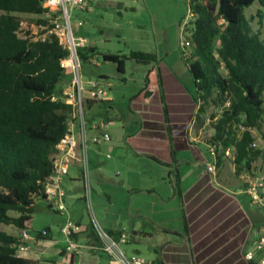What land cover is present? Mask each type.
<instances>
[{"label": "trees", "instance_id": "16d2710c", "mask_svg": "<svg viewBox=\"0 0 264 264\" xmlns=\"http://www.w3.org/2000/svg\"><path fill=\"white\" fill-rule=\"evenodd\" d=\"M46 1L0 0V264H39L19 256L15 245L20 238L1 226L29 229L35 201L44 198L52 178L57 145L67 133L72 111L59 88L67 72L61 61L70 51L48 33L60 11ZM255 5L256 15L248 18L247 11ZM189 12L191 56L186 65L199 102L195 125L216 147L217 167L230 149L236 175L252 173L258 164L264 172V148L253 146V131L264 124V39L252 25L255 19L262 25L264 0H189ZM21 15L41 16L38 26L45 36L23 31ZM102 60L124 74L127 60L148 65L157 57L132 51L128 56L103 54ZM149 264L164 263L156 259Z\"/></svg>", "mask_w": 264, "mask_h": 264}, {"label": "crops", "instance_id": "0c3cea01", "mask_svg": "<svg viewBox=\"0 0 264 264\" xmlns=\"http://www.w3.org/2000/svg\"><path fill=\"white\" fill-rule=\"evenodd\" d=\"M126 7L127 4L122 0H96L90 7L81 11L92 12L95 9H100L120 12ZM132 30L134 31L135 29L132 28ZM160 31L155 32L156 37L162 34V31ZM161 36L163 38L164 34ZM143 45L144 50H138L137 52L155 54L157 61L146 65L149 66V71L145 78V87L138 95L131 98V112L125 117V121L133 124L131 131L125 137L116 136L113 143H110L111 147L125 144L137 156L146 155L155 160L157 164L170 170L168 173L169 180L164 178L165 174H161L159 181L156 175L151 176L138 171L135 173L132 169H127L125 181L136 182L138 186L135 189L139 193L151 194L155 187L160 186L161 189L173 194L175 188H172L171 183L175 174L181 198V221L184 224L180 230L170 224L171 220L168 223L167 220L162 219L160 227L165 235L155 240L152 233L146 230H139V228H132L129 235L111 225L106 226L105 232L119 243V247L128 243L139 244L141 239L153 240L154 255L148 262L142 258L143 264H149L156 259L163 261L164 264H249L245 259V253L250 248L255 232L264 231V226H255L253 219L245 213L242 205L237 200L238 192H234L231 187L238 181L229 182L224 179L225 184H222L223 181L217 175L213 177L206 171V162L210 160L208 142L202 138L201 128L195 125V115L199 108V102L193 78L191 76L194 90L188 83H184L181 78L180 73L182 72H180V63L178 61V49L180 47L177 48V44H167L157 38L154 41L148 40ZM84 49L80 48V52L84 57L83 60L94 63L99 59V55L95 56L96 61L94 58H89L85 54ZM97 65H99V61ZM66 74H70V72L67 71ZM101 75L103 76L104 74ZM159 79L161 80L164 93L167 121L163 110ZM100 82H103V80H100ZM71 85L72 79L69 85L63 87L64 92L70 90L72 88ZM152 88L154 89L153 91L151 90ZM86 98L88 99L86 108L88 111L99 103L109 106L110 111L114 113L116 104L115 99L111 95L110 101H96L95 104L91 103L93 100L89 94L86 95ZM153 98L157 99L155 107H152ZM110 115L109 113L107 117L109 122L117 121L118 114L113 117ZM204 120L206 123V119ZM155 123L161 124L163 133L159 134L153 128ZM95 125L96 123L92 124L90 130H97L94 128ZM135 125L138 127H135ZM194 127L196 128L194 129ZM193 130H195L194 137L192 136ZM176 132H178L177 135ZM199 146H203L205 154ZM188 155H192V161L187 160ZM108 156L107 158L110 159L111 156ZM223 161L224 164L217 167V174H220L223 169L226 173H229L230 169H234L236 175L233 160L224 157ZM81 166V163L77 161L72 163L68 174L63 179L62 188L65 192L67 205H71L70 203L73 201L85 198L83 194L85 188L80 173ZM201 167L202 171H200ZM255 169L259 171L257 166H255L252 173L246 172L236 175L243 180L240 192H245L246 178L256 173ZM195 174L198 175L196 176ZM126 187L128 188L127 185ZM39 200H42V198L35 201V211L44 214L43 207L36 204ZM185 207L190 212H187ZM60 215L61 219L58 217L59 221L56 223L53 221L46 222L41 227H37V229H40L39 231L48 229L50 234L45 237H40L37 234L32 237L30 234V239L27 241L29 249L21 252L19 256L38 260L39 264H101L100 257L105 255V253L102 250L101 241L97 237L94 227L84 225L82 219L80 220L75 214L70 212L71 218L82 229L80 233L73 237L74 242L80 247V254L76 256L67 250L66 238H56L54 236L52 225H63L65 221L66 216L61 213ZM31 221L29 224L30 231H32ZM151 222L159 224V221L153 222L151 220ZM59 229L57 227L58 231ZM11 235L20 238V230L15 228ZM123 235L129 237L126 242L121 243L120 239ZM140 250L137 249L136 252L139 253ZM134 255L136 256V254H131V256ZM51 256H56L57 260ZM109 261L115 264L113 260L110 259Z\"/></svg>", "mask_w": 264, "mask_h": 264}, {"label": "rangeland", "instance_id": "374dc122", "mask_svg": "<svg viewBox=\"0 0 264 264\" xmlns=\"http://www.w3.org/2000/svg\"><path fill=\"white\" fill-rule=\"evenodd\" d=\"M122 1L127 4V7L120 12L116 10L103 11L100 9L86 12L75 9L71 13L70 24L75 36H80V38L86 40L84 47L85 54L89 58L94 59L96 58L95 56L99 55V59L97 61L95 59L96 62L94 63H90L88 60H83L79 57V75L83 82L82 85L85 89H89L90 87L87 85V82L103 80V82H100V85L109 91V95L115 99L116 105L114 106V113L110 111L109 106L99 103L89 111L85 109V118L87 123L89 122L87 125V167H83L82 165L80 173L82 179L84 169L87 171L86 174L88 173L90 196L73 201L70 203L71 205H67L65 201V204L69 215L70 212L71 214H75L80 220L82 219L84 225L93 226L95 230L101 229L105 232L106 226L112 225L116 229L130 235L132 228H139V230H146L152 233L155 240L165 235L162 231L163 229L160 227L162 219L167 220L168 223L171 220L170 224L180 230L183 228L184 223L181 221L182 207L177 177L174 174L172 178V188H175L173 194H170L165 189H161L160 186L155 187L151 194L137 192L135 188L138 184L136 182L125 181L127 169H132L135 173L138 171L151 176L156 175L158 180L161 174H165L164 178L169 180L168 173L170 170L165 166L157 164L155 160L146 155L137 156L125 144L111 147L110 143H113L116 136L125 137L131 131L133 124L125 121V117L131 112V98L138 95L145 87V78L148 75L149 66L136 63L133 60H127L125 73L119 74L116 65L111 62H104L102 55L116 54L128 56L132 51L144 50L143 44L148 40L154 41L156 38L167 44H177L176 47H180L178 49V61L180 63V72H182L180 73L181 78L184 83H188L192 87V90H194L191 73L182 59L181 49V42L185 39L182 27L190 19L189 0ZM257 9L258 5L249 9L246 13L247 17L250 18L251 15H256ZM41 18V16L37 15H21L23 21L21 29L23 31H30L38 38L44 37L45 35L41 34L43 29L38 26V20ZM258 22L259 20L255 19L252 25L255 29L261 31V36L264 39V20L262 21V25H259ZM79 23L81 24L79 25ZM132 28L135 30L133 31ZM160 30L164 34L163 38L162 34L156 37L155 32ZM78 51H80V48ZM98 61L99 65H97ZM101 74L104 75L102 76ZM71 79H73L72 73L65 74L59 88L69 85ZM151 90L153 91L154 89L152 88ZM86 95L84 94L85 97ZM156 104L157 99L153 98L152 107H155ZM109 113L112 117L118 114L117 121L109 122L107 120ZM94 123H103V126L97 130H90V127ZM135 127L138 126L135 125ZM153 128L159 134L163 133L161 124L155 123ZM194 131L192 132L193 137L195 136ZM104 134L110 136L109 142L100 140L99 143H94L92 141L93 136L102 137ZM253 134L256 137L257 146L264 148V124L260 130H254ZM199 148L205 154L203 146H199ZM108 155L111 156L110 159L107 158ZM187 160L192 161V155H188ZM259 167L260 164L257 165V168ZM200 171H202V167ZM259 172L261 171L259 170ZM195 175L197 176L198 174ZM217 177L222 181L224 179L229 182L238 181L231 187L234 192H238L236 196L237 200L242 205L245 213L253 219L255 226H264V210L253 205L250 197L245 192H240L243 180L240 179V176L237 177L235 175V170L230 169L229 173H226L223 169L220 174H217ZM222 184H225V182L223 181ZM83 194L85 196V191ZM36 204L43 207L44 214L35 211L31 221L32 231H30V234L32 237L40 230L37 227H41L46 222L53 221L56 223L59 221L58 217L61 219L59 212L57 213L52 207L49 208L48 201L42 199ZM185 209L187 212H190V210H187V207ZM151 220L153 222L159 221V224H153ZM65 221L63 225H52L56 238L65 239V236L61 232ZM57 227L60 228L59 231ZM1 229L10 235L15 231L14 226L2 225ZM152 243L153 240L151 239H141L139 244H122L120 248L125 256L130 257L131 254H136L140 259L143 258L148 262L154 255ZM137 249H141L139 253L136 252ZM105 255L100 257L101 264H112L109 261V257ZM51 257L57 260L56 256ZM115 264L118 263L115 262Z\"/></svg>", "mask_w": 264, "mask_h": 264}, {"label": "built area", "instance_id": "2783aa9c", "mask_svg": "<svg viewBox=\"0 0 264 264\" xmlns=\"http://www.w3.org/2000/svg\"><path fill=\"white\" fill-rule=\"evenodd\" d=\"M96 0H47L45 5L50 6L60 11L52 22L56 23L53 30L48 31L49 34H55L61 45L67 47L70 54L67 58L61 61V66L73 74L72 88L65 91L66 103L72 105V111L69 115L67 124V133L57 145L58 154L53 161V175L52 178L45 185L44 199L48 201L49 205L57 212L66 216L65 225L61 232L67 241V250L75 254L80 253V247L74 242L73 237L81 232V226L75 222L69 215L68 208L65 204V192L62 188V182L65 175L69 172V167L74 162H79L83 167H87V121L85 118V109L87 105V98L84 94H89L91 99L97 102H108L111 100L109 91L100 85V81H89V89L83 87V82L79 75L80 62L77 50L84 48L86 40L84 38L76 37L70 24V17L73 10H85L91 6ZM190 18L191 14L189 13ZM189 21V20H188ZM188 21L182 27L185 39L181 42L182 59L187 63L191 56V42L187 37L186 27ZM81 23H79L80 25ZM41 29H44L40 26ZM184 38V37H183ZM188 65V64H187ZM210 119L206 118V123ZM103 123H98L94 126L99 129ZM100 140L104 142L110 141L108 134L102 137L93 136L92 141L99 143ZM208 144V154L210 160L206 162V171L213 177L217 175V150L216 147ZM254 147H258L255 143ZM225 157L234 161V155L230 149L225 151ZM110 157V156H108ZM86 169L83 172V183L85 198L90 196V185L88 173ZM245 193L250 197L251 203L258 208L264 210V173L257 171L251 176H248L245 181ZM40 199V198H39ZM97 236L101 241L102 250L108 257L118 264H143V261L137 256L127 257L123 254L119 247V243L113 240L106 232L101 229H96ZM50 234L48 229L37 232L40 237H45ZM30 239V230H20V242L15 245L16 253L27 251L29 245L27 241ZM127 236L123 235L120 239L121 243L127 241ZM245 259L249 264H264V231H256L251 241L250 248L245 253Z\"/></svg>", "mask_w": 264, "mask_h": 264}]
</instances>
